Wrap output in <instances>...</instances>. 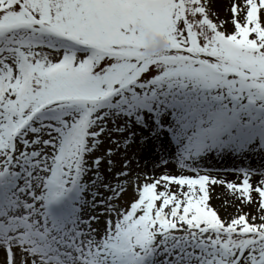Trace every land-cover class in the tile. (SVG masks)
<instances>
[{
    "label": "snow or ice",
    "instance_id": "1",
    "mask_svg": "<svg viewBox=\"0 0 264 264\" xmlns=\"http://www.w3.org/2000/svg\"><path fill=\"white\" fill-rule=\"evenodd\" d=\"M214 3L0 0V264H264V0Z\"/></svg>",
    "mask_w": 264,
    "mask_h": 264
},
{
    "label": "bare ground",
    "instance_id": "2",
    "mask_svg": "<svg viewBox=\"0 0 264 264\" xmlns=\"http://www.w3.org/2000/svg\"><path fill=\"white\" fill-rule=\"evenodd\" d=\"M226 3L227 0H215L214 7L221 14V18L227 15V9L225 7ZM222 163L224 164V166L231 168L237 166L239 162H234L229 160V161H223ZM217 191H220V189L218 188ZM210 203H212L214 206L218 208L220 207V201H218L215 198V193H213V199L210 201ZM220 214L223 215L224 213L221 211Z\"/></svg>",
    "mask_w": 264,
    "mask_h": 264
}]
</instances>
